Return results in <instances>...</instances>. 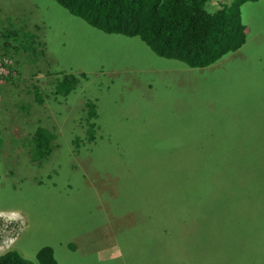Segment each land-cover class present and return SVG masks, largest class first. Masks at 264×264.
Here are the masks:
<instances>
[{"label": "rangeland", "instance_id": "1", "mask_svg": "<svg viewBox=\"0 0 264 264\" xmlns=\"http://www.w3.org/2000/svg\"><path fill=\"white\" fill-rule=\"evenodd\" d=\"M261 9L242 7V47L194 67L56 0H0V48L18 30L26 47L0 58V254L17 249L37 262L52 245L58 264H188L198 243L223 248L230 264L259 263L255 247L264 261ZM72 74L75 90L56 94ZM34 83L43 99L32 124L16 102ZM35 119L54 131L41 160L32 157ZM221 206L233 209L232 223ZM111 245L122 257L101 252Z\"/></svg>", "mask_w": 264, "mask_h": 264}, {"label": "trees", "instance_id": "2", "mask_svg": "<svg viewBox=\"0 0 264 264\" xmlns=\"http://www.w3.org/2000/svg\"><path fill=\"white\" fill-rule=\"evenodd\" d=\"M62 6L67 7L74 15L84 18L89 24L109 33L126 34L128 36H139L145 41L151 49L158 55L167 58L182 60L190 66L204 67L208 66L229 51H235L242 47L247 41L248 27L243 22L242 7L250 2L261 3L263 0H228L222 3V7L212 9L211 0H56ZM262 12V9H261ZM264 16V11L261 13ZM260 18V16H259ZM29 32H31L29 30ZM19 30L13 33L14 41L3 42L0 51H3L2 57H6L11 50L17 47L26 48L20 45ZM35 39L37 34L31 32ZM12 33H9L11 36ZM35 47L31 48V54L35 55ZM7 58V57H6ZM3 66L10 69L12 65L3 61ZM13 77L12 73L3 75V78ZM77 77L72 74L71 79L67 75L59 81L56 94H68L75 90ZM29 94L20 95L17 107L21 112L32 114L31 123L33 124L35 112L32 110L36 102L42 101L43 96L39 92L38 85H31ZM30 97L27 100V97ZM23 97V98H22ZM92 106H95L91 103ZM1 106V105H0ZM2 108H0L1 110ZM97 115V113L92 112ZM37 124V120L35 119ZM38 125V124H37ZM53 131L49 130L44 124H39L33 132L34 159L40 160L44 155L52 151ZM1 134V128H0ZM1 142V138H0ZM43 148H46L45 151ZM1 154V150H0ZM204 183V180H202ZM204 185V184H203ZM205 185L209 189L211 185L208 181ZM203 195V193H202ZM153 206L148 205L150 219ZM221 213L229 217L231 222L232 210L227 206H221ZM224 210V211H223ZM126 217V215H124ZM228 223V225H229ZM220 226V223H218ZM261 225H264L261 223ZM216 237V236H214ZM261 240L258 236L251 238V241ZM262 240H264V232ZM212 242V241H211ZM225 242V241H223ZM212 244H214L212 242ZM73 246V243H71ZM198 246V243L196 244ZM194 249L191 257H182L188 264H230L222 249L216 251L206 245L198 250ZM262 247L264 243L260 242L257 247ZM237 246L235 245L234 248ZM259 249L255 247L254 257L256 264H264L259 259L256 252ZM217 252V253H216ZM224 253V254H223ZM261 257V255H260ZM37 262L23 256L19 250L10 249L0 254V264H58L52 245L43 246L36 253ZM209 259V260H208ZM244 263V262H242ZM253 263V261H252ZM179 264H182L179 261Z\"/></svg>", "mask_w": 264, "mask_h": 264}, {"label": "crops", "instance_id": "3", "mask_svg": "<svg viewBox=\"0 0 264 264\" xmlns=\"http://www.w3.org/2000/svg\"><path fill=\"white\" fill-rule=\"evenodd\" d=\"M139 213H142V211H141V209L140 208H138L137 209V211H134L132 214H130L129 216H128V218H131L132 216H134V215H136V214H139ZM89 231V230H88ZM100 250H101V252H103V251H109V252H112V255H110V256H113L114 257V259H116L117 258V256L118 257H122V255H123V253H121V254H119L118 252H117V246L116 245H111V246H109V247H107V248H100ZM104 253V252H103ZM105 254V253H104ZM96 255L98 256V257H101L100 256V253L97 251L96 252ZM106 255V254H105Z\"/></svg>", "mask_w": 264, "mask_h": 264}, {"label": "water", "instance_id": "4", "mask_svg": "<svg viewBox=\"0 0 264 264\" xmlns=\"http://www.w3.org/2000/svg\"><path fill=\"white\" fill-rule=\"evenodd\" d=\"M49 125H51V126H52L53 124H49ZM51 131H52V130H51ZM53 132H54V131H53Z\"/></svg>", "mask_w": 264, "mask_h": 264}, {"label": "flooded vegetation", "instance_id": "5", "mask_svg": "<svg viewBox=\"0 0 264 264\" xmlns=\"http://www.w3.org/2000/svg\"><path fill=\"white\" fill-rule=\"evenodd\" d=\"M105 32V31H104ZM107 33H109V32H107Z\"/></svg>", "mask_w": 264, "mask_h": 264}, {"label": "clouds", "instance_id": "6", "mask_svg": "<svg viewBox=\"0 0 264 264\" xmlns=\"http://www.w3.org/2000/svg\"><path fill=\"white\" fill-rule=\"evenodd\" d=\"M4 253V252H3ZM2 254V253H1Z\"/></svg>", "mask_w": 264, "mask_h": 264}, {"label": "bare ground", "instance_id": "7", "mask_svg": "<svg viewBox=\"0 0 264 264\" xmlns=\"http://www.w3.org/2000/svg\"><path fill=\"white\" fill-rule=\"evenodd\" d=\"M221 2V1H220Z\"/></svg>", "mask_w": 264, "mask_h": 264}]
</instances>
